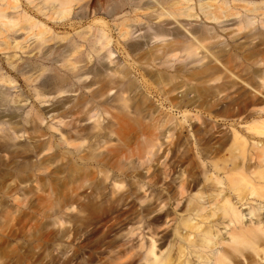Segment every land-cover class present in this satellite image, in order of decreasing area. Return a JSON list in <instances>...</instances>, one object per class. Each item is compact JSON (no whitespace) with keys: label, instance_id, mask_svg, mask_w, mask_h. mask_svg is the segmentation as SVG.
<instances>
[{"label":"bare ground","instance_id":"obj_1","mask_svg":"<svg viewBox=\"0 0 264 264\" xmlns=\"http://www.w3.org/2000/svg\"><path fill=\"white\" fill-rule=\"evenodd\" d=\"M71 1L40 0L36 11L47 18H62L69 14ZM139 1L134 0L132 8L115 24L119 39H130L142 25ZM150 1L152 4L148 3L142 9L150 14L147 26L153 29L146 42L159 43L143 52V56L149 64L171 62L172 71L185 68L182 61L191 63L208 57L214 47L217 50L212 51V60L224 61L221 56L226 49L215 43L219 32L232 25L237 27V34L241 33V27L254 29L258 18L260 26L264 24V6H261L264 1L261 0H197V10L188 4L191 0H159L157 4ZM197 17L213 24L199 36L189 30ZM17 19L9 17L0 8V26L5 31L21 32L23 41L29 36V30L42 25L24 14ZM46 33V29H40L35 34L39 40L36 48L48 41L44 37ZM89 41L96 67L97 53L101 49L98 45L101 42L107 45L109 38L102 31H96ZM143 45L145 42L140 43V47ZM9 47V42H0V51ZM11 47L22 50L26 46L11 39ZM78 49V45H73L63 59L67 71L64 77L69 82L52 93L32 87V68H17L14 54L4 59L8 66L19 71L22 77L19 84L32 87L33 97L46 103V113L53 112L51 118L57 117L58 123H63L64 133L59 132L58 143L76 153L82 152L72 153L57 162H54L56 156L50 139L25 149L28 157L10 149L20 137L18 134L26 130V125L35 127L40 114L32 111V106L24 111L27 97L21 95L8 74L11 71L4 69L3 61L0 62V152L7 159L22 160L11 173L20 174L19 182L31 183L30 191L39 188L40 182L54 183V189L56 183L51 174L60 175L57 191L61 195L56 199L59 209L55 213L60 214L66 225L64 233L62 231L66 251L61 264H260L259 261H264V120H254L245 127L252 136L262 137V140L251 142L248 135L236 128L217 139L212 137L213 133L197 137L190 145L181 140L179 133L166 132L159 170L151 166V153L144 161V172L109 170L103 155L82 150L85 139L81 136L82 122L93 119V127L99 126L98 111L108 93L115 89L114 93L121 96L118 100L123 102L122 93H130L134 86L125 74L118 77L111 71L99 75L95 70L88 80V72L81 69ZM202 51L206 55L198 58ZM216 68L201 64L190 77L212 79L210 69ZM231 88L232 84H226L221 78L220 83L206 88L211 98L208 102L201 101L200 106L204 105V109L215 117H225L221 108L234 106L235 114L240 116L241 95L233 94ZM58 102L61 106L57 107ZM242 104V110H245L252 106V100ZM196 117L199 119V115ZM64 118L67 121H63ZM16 122L20 126H16ZM52 162L56 163L54 169L47 171ZM125 178L129 181L122 185L121 179ZM86 225L90 226L91 234L102 236L92 248L83 252L84 233L76 237V242L74 240ZM111 230H117L114 233L117 238L104 241L105 234ZM170 230L173 238L168 241L164 234ZM7 258L6 255L4 263L1 262L6 264Z\"/></svg>","mask_w":264,"mask_h":264},{"label":"rangeland","instance_id":"obj_2","mask_svg":"<svg viewBox=\"0 0 264 264\" xmlns=\"http://www.w3.org/2000/svg\"><path fill=\"white\" fill-rule=\"evenodd\" d=\"M133 1L72 0L67 16L51 19L36 11L40 0H0V8L9 17H17V20H20L24 14L42 24L29 30V36L24 41L21 32L5 31L0 26V42L10 43L9 48L0 51V62L3 61L4 69L8 68L11 71L8 74L15 81L19 92H22L21 95L27 97L24 111L30 110L32 106L31 110L40 114V120L36 122L34 128L26 125V130L18 134L20 137L10 146L11 150L16 149L23 154L22 156L28 157L30 155L27 156L28 150L25 149L50 139L56 156L54 162L63 160L72 153H82H76L72 148L58 143L59 132L64 133L63 123H58L57 117L52 119L54 113H46V103L38 102L31 92V88L35 87L52 93L69 82L64 77L67 71L63 59L73 45L79 46L77 55L82 60V71L88 72V80L95 70L99 75L111 71L118 77L125 74L134 86L130 93H122L123 102L118 100L121 96L114 93L115 89L108 93L106 102L98 111L99 126L93 127V119L82 122L84 128L81 136L85 138L82 150L103 155L108 162L109 170L134 169L144 172L142 168L149 156L148 153H151V166L159 170L166 132L179 133L181 140L187 142V145L193 143L195 138L206 137L210 135L209 133H213L212 137L217 139L222 134H228L232 128L248 135L250 142L262 140V137L252 136L251 131H245L250 122L264 120V24L260 26L259 18L254 29L251 26L241 27L239 30L241 33L237 34V27L232 25L218 33L215 43L226 49V53L221 56L224 61H219L223 64L212 60V51L217 50V47H214L207 54L208 57L201 58V55L204 56L206 53L199 52L197 57L201 59L191 63H188V60L182 61L186 64L185 68L172 71L171 62L164 65L149 64L143 56V52L159 43L146 42L153 29L147 26L150 14L142 9L148 3L152 4L150 0H140L137 3L142 25L133 32L131 38L122 40L116 36L115 24L132 8ZM158 1L154 0L156 4ZM188 4L198 9L197 0H191ZM11 6L16 8L13 9ZM155 9H158L156 5ZM164 11L167 9L164 8ZM191 23L189 30L197 36L206 27L213 26L212 22L200 17ZM40 29L47 30L44 37H47L48 41L36 48L39 40L35 34ZM96 31L105 33L109 42L105 46L103 42L99 43L101 49L97 53L98 64L95 67L93 66L95 56L90 51L89 40ZM11 39L21 41L26 47L22 50L13 49ZM143 42L145 45L140 47V43ZM12 54L15 55L13 60L16 59L17 68L23 66L32 68V87L19 84L18 80H22L19 71L5 63V57ZM204 63L217 67L210 69L212 79H192L190 75L195 67ZM221 78L226 84H232L233 94L241 95V114L238 117L234 106L221 108L225 117H215L204 109V105L200 106L201 101H209L210 95H207L206 88L220 83ZM58 100L61 101L62 97ZM58 100H55V103ZM245 100H252V106L242 110V103ZM61 102H58L57 107L61 106ZM177 104L180 106L176 107ZM9 106L7 108L12 107ZM196 115H199V119ZM15 121H18V118ZM63 121H67V118ZM18 123L21 126L17 122L15 125L23 126L20 120ZM15 125L13 124V128L17 126ZM19 126L17 128H20ZM21 149H24L26 154ZM21 161L18 158L7 159L4 153L0 152V264L5 261L6 255L8 264H61L66 251L63 234L66 225L60 214L55 213L59 209L56 199L61 195L57 191L61 183L60 175L51 174L56 183L54 189L52 188L54 183L46 182L48 184L46 185L45 182H40L39 188L30 191L31 183L19 182L20 174L11 173V169ZM55 165L56 163L51 164L47 171L53 170ZM121 180L122 185L129 181L127 178ZM89 229L90 226L86 225L75 236L76 242V237L84 233L83 252L87 248H92L102 236L100 233L91 234ZM115 232L117 230L107 232L104 241L116 239ZM221 232L224 234V229H221ZM164 236L168 241L172 239V230L167 231ZM6 244L8 247H5ZM259 262L264 264V261Z\"/></svg>","mask_w":264,"mask_h":264}]
</instances>
